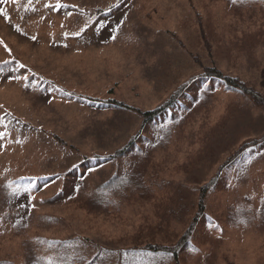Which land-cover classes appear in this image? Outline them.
<instances>
[{
  "label": "rangeland",
  "instance_id": "1",
  "mask_svg": "<svg viewBox=\"0 0 264 264\" xmlns=\"http://www.w3.org/2000/svg\"><path fill=\"white\" fill-rule=\"evenodd\" d=\"M245 4L253 5L255 15ZM0 12V223H7L0 226V236L12 231L1 214L27 203L26 197L13 194V180L64 174L83 157L111 155L140 130L137 111L158 108L179 85L211 67L212 54L223 75L259 89L264 0H0ZM251 39L248 51L245 41ZM197 95L198 87L190 88L153 119L162 131L182 126L184 138L151 161L163 166V179L192 187L195 198V189L209 183L218 164L264 133V112L238 108L241 97L222 89L201 106L192 105L193 117L186 118L185 107L196 104ZM109 100L136 111L112 108ZM211 102L214 109L208 110ZM214 125L223 128L217 131ZM221 133V147L204 174H191L190 166L200 161L192 156L201 145L195 139ZM243 155L213 183L206 221L196 225L193 248L177 264H264V145ZM100 163L88 162L74 171L65 190L71 192L81 177L84 191L108 179L113 166ZM64 178L52 179L54 187L34 178L28 187H40L35 199H51ZM75 206L40 205V215L58 221L39 223L35 232L63 241L88 236L107 244L108 238L136 234L132 224L145 212L135 206L123 209L121 222L103 216L83 220L85 213ZM186 223L172 225L185 231ZM21 245L19 236L5 234L0 259L31 262L26 255L30 248ZM193 249L199 251L195 256Z\"/></svg>",
  "mask_w": 264,
  "mask_h": 264
},
{
  "label": "trees",
  "instance_id": "2",
  "mask_svg": "<svg viewBox=\"0 0 264 264\" xmlns=\"http://www.w3.org/2000/svg\"><path fill=\"white\" fill-rule=\"evenodd\" d=\"M251 7H253L252 4L243 6L249 10V13L252 12L255 15ZM253 39H256L255 35ZM253 39L245 41L246 44L248 43V51L253 49ZM212 59L211 67L202 68L200 74L192 76L188 81L179 85L158 108L150 112L137 111L142 119L140 130L111 155L103 158L98 155L86 156L73 163L64 174L58 173L50 177L42 175L32 176L33 178H19L9 184L13 194L26 197L27 203L24 207L17 206V210L14 207V209L11 208L1 214L2 217L10 220L7 227L12 231H3L0 238H4L5 234H15L23 240L22 248H30L26 255L32 257L33 260L22 264H177L179 258L188 249L193 248L192 240L196 237L195 227L206 221L205 202L213 188V183L215 182L216 186L224 170L237 161L240 156H244V152L248 149L264 145L263 133L258 138L242 143L229 159L218 165L216 163L215 174L210 177L209 183L194 188L198 193L196 198L192 187L178 185L163 179L161 173L163 166L151 162L156 153L167 151L171 144L178 145L184 138L182 126L162 131L153 119L162 116L170 107L187 96L192 87H198L197 100L195 101L197 106L193 103L185 107L186 118L193 117L191 116L194 112L191 109L192 105L196 108L201 106L219 89H222L224 93L241 97L240 102L235 103L238 108L241 106H243L241 109L252 107L264 112V69L257 81L259 90L241 78L223 75L213 63L216 61L213 54ZM108 102L113 105L112 108L135 110L122 102L114 100ZM213 106L211 102L208 110H213ZM230 106H233V102H230ZM214 126H217V131H221L223 128V126ZM150 132L153 133L152 137L149 136ZM50 137L60 145H65L60 137L54 135H50ZM222 138H224L223 133L217 137L216 134H212L202 139H195L201 145L192 153V156L200 161L195 166H190L188 171L191 174L198 173L199 178L204 174V168L211 164L210 160L219 151L221 147L219 140ZM194 141L192 142L194 143ZM99 161L101 163L98 166L109 163L113 166L111 170L114 172L108 179L99 181L94 188L84 191L82 189L85 184L81 177L71 192L65 190L71 182L70 175L74 171H82L85 163ZM61 175L65 177L62 188L51 199H35V196L40 192V187L36 185L28 187L29 180L34 178L47 180L42 186L54 187L52 179ZM194 183L200 184L197 179ZM47 203L49 204L48 208L54 206L61 208L67 204H75L76 210L85 213L83 220H88L92 216L97 218L103 216L109 217L115 222H121L122 216H124L123 209L135 206H143L142 209L145 212L140 213L141 216L132 224L136 234L121 238H108L107 244L96 243L88 236L85 238L75 236L63 241L35 232L39 223L58 221L53 216L40 215L42 214L40 205ZM11 219L15 221L13 222ZM186 221H189L188 224ZM172 223L183 225L186 223L187 228L185 231H177ZM4 224L7 223H0V226ZM29 240L30 247L27 246ZM193 250L191 255L195 256L199 251ZM0 264L14 263L10 260L0 259Z\"/></svg>",
  "mask_w": 264,
  "mask_h": 264
},
{
  "label": "snow or ice",
  "instance_id": "3",
  "mask_svg": "<svg viewBox=\"0 0 264 264\" xmlns=\"http://www.w3.org/2000/svg\"><path fill=\"white\" fill-rule=\"evenodd\" d=\"M13 2L15 3V2H19V0H13ZM31 2V0H29V3ZM0 15H4V13L3 12H0ZM123 22H121V24H122ZM119 30V26L117 27V29H115V31H118ZM113 38H115V37H113ZM4 63H8L7 61H5ZM3 135H4V133H0V138H2L3 137Z\"/></svg>",
  "mask_w": 264,
  "mask_h": 264
}]
</instances>
